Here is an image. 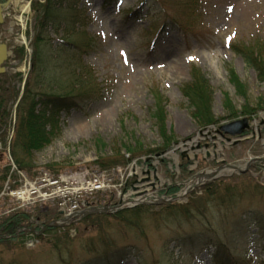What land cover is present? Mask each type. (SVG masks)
<instances>
[{"label": "rangeland", "instance_id": "obj_1", "mask_svg": "<svg viewBox=\"0 0 264 264\" xmlns=\"http://www.w3.org/2000/svg\"><path fill=\"white\" fill-rule=\"evenodd\" d=\"M28 2L20 0L14 4L11 16L0 26V44L9 49L5 73L28 71L27 62L13 61L14 49L23 44L21 29L28 30L25 40L28 35L33 36L34 12L29 7V13H23L21 8ZM58 4L50 13L59 28L45 33L51 40L47 86L57 95L77 94L74 74L81 72L86 79L81 76V81L96 84L102 97L62 114L58 135L49 146L25 159L27 167L20 170L22 174L33 178L45 168L61 173L84 169L95 172L101 170L96 166L97 160H109L120 152L128 156L126 165L117 166L126 168L122 172L130 176L131 198L155 208L142 218L139 229L107 219L108 226L104 224L103 229L111 243L109 253L123 257L121 264H214L212 255L217 251L243 263L264 264V82L229 47L239 43L255 48L257 39L264 43V0H202L204 26L198 30V24L189 19L193 0H65ZM126 8L137 12V17L130 19ZM21 14L24 17L18 23L15 20ZM178 26L193 32L182 35ZM85 32L99 40L94 51L79 60L61 56L53 61L57 40L70 35L78 42ZM174 65L181 66L178 74L172 69ZM82 67L84 70H78ZM229 70L242 84V95L230 83ZM195 72L204 75L211 88V112L218 121L216 126L199 127L190 117L182 87L192 81ZM225 97L231 112L224 105ZM156 103L166 116L167 135L174 138L171 149L163 154L157 151L163 139L153 117ZM230 114L236 118L227 119ZM244 118L254 123L248 135L236 143H227L214 132ZM79 128L83 131L79 132ZM12 135H8L5 147L0 146V171L7 169L12 160L17 166L12 156ZM127 147L141 153L131 158ZM14 151L23 156L20 149ZM222 165L226 167H222L217 178L194 187L198 175L209 174ZM146 170L150 173L146 174ZM239 170L246 173L238 176ZM214 181L223 188L221 193L230 189L235 198L231 207H220L216 202L204 205L201 201L196 208L203 210L204 215L196 214L189 222L180 209L161 212L159 208L165 203H153L162 190L175 187L179 190L173 204L186 206L192 198L203 196L205 186ZM5 182L0 191V215L16 207L6 193L9 188L3 190ZM189 187L194 189L187 191ZM38 207L33 205L27 210L30 222L52 227L61 219L55 218L49 206H45L46 212ZM123 210L127 209L120 211ZM75 212V218L80 220L73 221V231L67 227L58 231V235L68 232L70 240L59 246L68 248L72 257L67 251L62 256L71 258L73 264L91 256L83 250L85 240L79 239L77 229L82 227L84 218L93 215L85 216L79 209ZM97 233L87 232V238L94 241ZM11 240L9 246L0 245V264H62L50 246L51 234L31 235L26 230L22 238Z\"/></svg>", "mask_w": 264, "mask_h": 264}, {"label": "trees", "instance_id": "obj_2", "mask_svg": "<svg viewBox=\"0 0 264 264\" xmlns=\"http://www.w3.org/2000/svg\"><path fill=\"white\" fill-rule=\"evenodd\" d=\"M62 1L65 2V0H45L44 3H39L35 0L32 3L31 9L34 12V24L31 41L32 54L30 73L25 80L22 91V76L19 73H5L0 75V146L2 147H5L6 139L11 131L13 107L20 97V101L17 103L14 111L15 125L12 138V156L16 161L17 168L20 170H24V168L27 167L25 166V159L43 150L51 143L52 139L58 135L59 118L61 114L77 108L81 103L97 101L100 98V91L97 90L96 84L92 85L90 82L86 84L85 81H81L83 77L81 72H79L77 76L74 74L75 85L73 88H76L77 94L57 95L51 90L52 88L50 89V87L47 86L46 62L50 57L48 55V49L51 47V40L45 33L48 29L58 30L59 26L56 27L51 20L52 16L50 11ZM193 4L189 19L199 24L200 17L194 10ZM178 29L181 32H185L187 28L184 27V29H182L178 26ZM96 45V39L85 33L78 42L72 40L70 35H63L55 46L57 51L55 55H52L53 59L55 58L53 61L57 62L56 58L61 56L65 58L71 56L79 60L83 55H87L94 51ZM252 47H247L244 44H234L231 46V49L237 56L241 57L249 67H253L257 78L264 82V59H261L264 53V43L257 40L254 43L255 48ZM24 56L25 52L23 48H16L14 50V60L18 63L24 59ZM80 66L84 67L82 63ZM83 67L78 68V70H82ZM229 75L230 83L235 87L237 93L242 95V84L232 70H229ZM192 76V81L182 87V95L187 100L191 110L190 117L199 127L216 126L218 121L211 112L212 91L208 81L200 72H195ZM77 77H80V79ZM83 79H85V77H83ZM224 105L226 109L231 112L232 108L227 97H225ZM154 110L153 117L155 119L156 128L164 144L157 150L161 154L171 149L170 146L174 138L167 135L165 127L166 116L164 115L163 109L156 103ZM233 118L236 117L231 114L227 117V119ZM15 148L22 151V157L15 153ZM126 151L130 154L131 158L141 153V151L132 149L131 147H127ZM127 163V159L124 155L118 152L115 156L109 158V160H97L96 166L101 170H109L113 168V166H124ZM49 170L56 173L52 169ZM183 174H187V172L183 171ZM8 176L9 168L0 171V191ZM222 189L223 188H221L217 182H210L205 186L204 192H202L203 196L192 198L186 206L177 207L173 203H166L161 205L159 209L162 210L161 212L173 213L178 208L180 209L181 215L190 222V218L196 214L204 215L203 210L196 208V205L201 201H203L204 205L210 202H216L220 207L225 204L231 207L235 203V198L230 194V189H226L224 193H221ZM234 189L235 187L231 188V191H234ZM178 190L179 189L175 187H169L166 190H162L160 195L175 197ZM154 209L153 206H139L131 210L117 212L111 216L94 215L84 218L80 222L82 227L77 229V234L79 239L85 240V243L82 244V248L91 256L89 260L81 261L76 264H121L123 257L113 256L112 252L109 253L111 243L106 240L104 236L106 231L103 229L104 224L108 226L107 219L112 218L126 228L139 229L142 218L148 215V213L154 212ZM30 218L28 212L25 211H14L7 215H0V245L9 246V239L18 240L22 238L24 236V231L20 230L24 228L33 230V226L28 224ZM33 231H40V235L51 234L50 246L52 250L58 254L60 262L62 264H73L71 258L66 260L62 256V253L67 251L68 257H72L71 254H69L68 248L66 246L62 248L59 246L60 243L65 245L70 240L68 232L58 235L59 229L47 225H45L43 230L38 228ZM95 231L98 232V236L94 241L87 238V232L93 233ZM37 239L39 241L42 240L41 236L37 237ZM13 240H11V242ZM220 254L223 255L220 251H217L213 255L215 264H244L229 254L225 256H221Z\"/></svg>", "mask_w": 264, "mask_h": 264}, {"label": "bare ground", "instance_id": "obj_3", "mask_svg": "<svg viewBox=\"0 0 264 264\" xmlns=\"http://www.w3.org/2000/svg\"><path fill=\"white\" fill-rule=\"evenodd\" d=\"M3 1L4 0H0V4H2L3 3ZM12 2H13V4H17V3H19V0H12ZM3 6H7L6 4L5 5H3ZM4 7V8H5ZM21 8H22V12L24 13H26L27 12V10H28V3H24V4H22V6H21ZM242 13L245 15H247V11H246V9H242ZM16 22H20L21 23V21H22V17L21 16H19V17H16V20H15ZM4 22L5 21H3L1 24H0V26L2 25V24H4ZM27 34H28V30H26L25 31V29H21V31H20V38L22 39V41H23V44L22 45H20L18 48H23L24 49V52H25V56H24V62H27V68H28V71H27V73H22V72H20L19 74L22 76V84H21V91H22V89H23V85H24V83H25V80H26V78L28 77V75H29V73H30V64H31V54H32V48H31V41H32V36H29L28 35V37H27V40H25V36H27ZM27 41V42H26ZM3 45H5L6 46V48H7V55H9V49H8V47H7V45L6 44H3ZM15 50V49H14ZM13 54H14V51H13ZM14 57V56H13ZM203 58H204V56H203ZM173 70H174V73L175 74H178L182 69H181V66H176L175 67V65H174V67L172 68ZM20 101V97L17 99V101H16V103H15V105H14V108H16V106H17V103ZM12 121H14V124L12 125V132L14 131V125H15V116H13V118H12ZM83 130H81L80 128H79V132H82ZM53 140V139H52ZM12 141V140H11ZM52 142V141H51ZM70 173H73V172H70ZM82 176H85V175H88V178L90 177V178H93V175H94V171H92V170H87V169H84V170H81V173H80ZM56 175H57V181H58V183L59 184H61V183H63V182H67L68 180H67V177H66V174L64 173V172H62L61 173V171H59V172H56ZM86 179H87V177H86ZM205 180H206V177H202V178H198V179H196L194 182H193V184H195V185H197V186H199V185H201V184H203L204 182H205ZM82 184H85V180H83L82 181ZM86 185H89V184H86ZM68 188H69V182H68ZM85 188L83 187H78V186H74L73 188H71V192H70V194H69V192H68V195L69 196H72L73 198H75V197H77L79 194H80V192H82V190H84ZM85 190H87V189H85ZM98 190V189H97ZM87 191H89V190H87ZM96 190H94L93 192H95ZM93 192H91L90 194H89V196H91V194L93 193ZM167 198H169V199H177V196H175V197H169V196H166ZM25 199H27V198H25ZM88 202H90V201H88ZM60 207H61V209L64 211L65 209H66V201H61V204H60ZM122 209V207H120L119 205H117V208L115 209V210H113V211H111V213H112V215H114V214H116L118 211H120Z\"/></svg>", "mask_w": 264, "mask_h": 264}, {"label": "built area", "instance_id": "obj_4", "mask_svg": "<svg viewBox=\"0 0 264 264\" xmlns=\"http://www.w3.org/2000/svg\"><path fill=\"white\" fill-rule=\"evenodd\" d=\"M83 186L85 189L92 191L94 189H98L100 187V183L97 178H93L85 181V184H83ZM68 192L69 194L71 192V189L68 188V182L59 184L57 180H51L50 178L45 176L40 180L38 184L30 186L29 188L18 192L17 196L24 201L29 200L33 197L42 199L60 197L63 201H67L70 197L68 195Z\"/></svg>", "mask_w": 264, "mask_h": 264}, {"label": "water", "instance_id": "obj_5", "mask_svg": "<svg viewBox=\"0 0 264 264\" xmlns=\"http://www.w3.org/2000/svg\"><path fill=\"white\" fill-rule=\"evenodd\" d=\"M4 7L5 6L0 4V24L3 22L1 13H2V9ZM6 59H7V48L5 45L0 44V75L5 72V69L2 67V65L6 61ZM249 129H250L249 121L246 118H244L242 120L230 122V123H227V124L220 126L218 128V130L215 131V133L219 134L220 137L223 138L226 142H231V139L229 137L240 138ZM199 134H202V131H200ZM226 136H229V137H226ZM236 142H238V141L236 140L233 143H236ZM220 169H222V167H220L218 170H220ZM217 171L214 172L212 175H208L206 177L208 179L213 178V176L217 173ZM239 172L243 173L242 171H239ZM147 173H149V172H147ZM199 177H201V176H199Z\"/></svg>", "mask_w": 264, "mask_h": 264}, {"label": "snow or ice", "instance_id": "obj_6", "mask_svg": "<svg viewBox=\"0 0 264 264\" xmlns=\"http://www.w3.org/2000/svg\"><path fill=\"white\" fill-rule=\"evenodd\" d=\"M121 2H122V0H121Z\"/></svg>", "mask_w": 264, "mask_h": 264}]
</instances>
